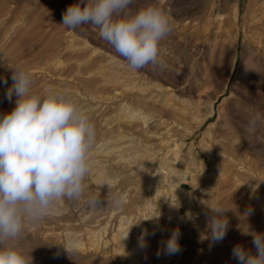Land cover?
<instances>
[{"label": "rangeland", "instance_id": "obj_1", "mask_svg": "<svg viewBox=\"0 0 264 264\" xmlns=\"http://www.w3.org/2000/svg\"><path fill=\"white\" fill-rule=\"evenodd\" d=\"M77 2L0 0V116L17 99L6 97L11 69L24 68L31 93L66 92L96 132L82 197L56 202L7 243L31 264H238L237 244L255 254L245 233H264V0H136L172 28L159 44L167 67L138 71L98 29L61 25ZM92 196L103 203L90 206ZM217 202L229 224L212 242ZM176 228L181 251L157 256ZM70 239L78 248L66 251Z\"/></svg>", "mask_w": 264, "mask_h": 264}, {"label": "clouds", "instance_id": "obj_2", "mask_svg": "<svg viewBox=\"0 0 264 264\" xmlns=\"http://www.w3.org/2000/svg\"><path fill=\"white\" fill-rule=\"evenodd\" d=\"M136 0H78L63 13L62 23L67 30H83V26L98 29L102 40L124 58L128 67L141 70L149 65L164 70L167 65L159 57V44L172 31L168 16L154 5L133 9ZM9 101L17 97L10 113L0 116V264H31L15 241L25 224H34L46 216L55 203L67 198L79 200L85 191L84 180L90 172L89 152L95 142V126L85 110L66 92L47 89L33 94L31 72L24 68L11 69ZM3 83L7 85V80ZM115 206L121 207L125 198L114 193ZM97 196L89 205L100 206ZM209 238L220 242L228 230L229 209L214 203L208 207ZM249 208L246 215L252 213ZM160 213L151 220H159ZM146 219V220H149ZM256 253L237 244L232 256L238 264H264V233L252 232ZM139 240L146 247L144 236ZM179 228L157 250V256L176 255L181 251ZM127 235L124 240L127 239ZM76 250L74 239L64 247Z\"/></svg>", "mask_w": 264, "mask_h": 264}, {"label": "bare ground", "instance_id": "obj_3", "mask_svg": "<svg viewBox=\"0 0 264 264\" xmlns=\"http://www.w3.org/2000/svg\"><path fill=\"white\" fill-rule=\"evenodd\" d=\"M230 2H231V0H230ZM229 3V2H228ZM214 7V6H213ZM238 10V9H237ZM171 138V137H170ZM176 146V145H175ZM130 159V158H129ZM184 173V172H183ZM186 174V177H187V175H188V173L187 172H185ZM155 194V193H154ZM157 194V193H156ZM163 202H164V200H163ZM260 203V202H259Z\"/></svg>", "mask_w": 264, "mask_h": 264}]
</instances>
